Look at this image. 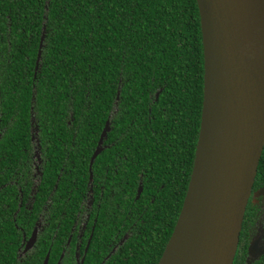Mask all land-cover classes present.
Instances as JSON below:
<instances>
[{"label":"trees","instance_id":"trees-1","mask_svg":"<svg viewBox=\"0 0 264 264\" xmlns=\"http://www.w3.org/2000/svg\"><path fill=\"white\" fill-rule=\"evenodd\" d=\"M201 96L195 0H0V168L9 174L28 166L31 113L42 160L38 189L47 195L55 184L52 210L73 215L108 119L104 148L91 165L92 208L98 219L113 216L117 204L135 212L136 264H156L172 231ZM262 171L264 148L255 185ZM103 176L108 184L99 197Z\"/></svg>","mask_w":264,"mask_h":264},{"label":"water","instance_id":"water-1","mask_svg":"<svg viewBox=\"0 0 264 264\" xmlns=\"http://www.w3.org/2000/svg\"><path fill=\"white\" fill-rule=\"evenodd\" d=\"M195 4L202 49L199 125L183 200L156 264H232L264 146V0ZM108 131L107 119L88 160L89 183Z\"/></svg>","mask_w":264,"mask_h":264},{"label":"flooded vegetation","instance_id":"flooded-vegetation-1","mask_svg":"<svg viewBox=\"0 0 264 264\" xmlns=\"http://www.w3.org/2000/svg\"><path fill=\"white\" fill-rule=\"evenodd\" d=\"M32 129L37 155L32 146ZM29 137L28 166L15 167L9 174L5 173L8 168H0V264H136L133 244L138 218L135 212L128 207L123 213L117 204L113 216L98 219L92 208L98 205H94L91 181L87 177V191L76 213L56 216L52 210L55 184L47 195L38 189L42 160L31 113ZM104 179L103 176L97 182L99 197L108 184ZM138 187L141 192L140 176L133 200L140 195L139 192L136 198ZM232 264H264V171L256 185L253 180Z\"/></svg>","mask_w":264,"mask_h":264},{"label":"rangeland","instance_id":"rangeland-1","mask_svg":"<svg viewBox=\"0 0 264 264\" xmlns=\"http://www.w3.org/2000/svg\"><path fill=\"white\" fill-rule=\"evenodd\" d=\"M34 134H35V130L34 129H32V146L34 147V153H35V155H37V146H36V143L34 142V139H35V136H34ZM36 149V150H35ZM37 166V165H36Z\"/></svg>","mask_w":264,"mask_h":264}]
</instances>
